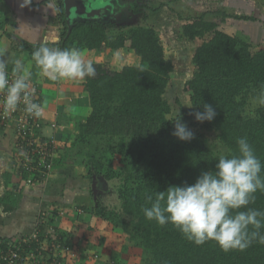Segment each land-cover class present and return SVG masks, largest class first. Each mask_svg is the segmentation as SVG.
I'll return each mask as SVG.
<instances>
[{
    "label": "trees",
    "instance_id": "16d2710c",
    "mask_svg": "<svg viewBox=\"0 0 264 264\" xmlns=\"http://www.w3.org/2000/svg\"><path fill=\"white\" fill-rule=\"evenodd\" d=\"M56 2L62 34L60 41L49 47L76 48L82 54L88 51L84 60L95 53L109 56L129 49L141 63L116 71L107 63L91 62L95 68L93 77L70 80L73 87L68 90L70 93L76 89L87 93L90 113L84 122L77 121L78 133L64 145H59L56 137L48 134L47 121L33 119L34 136L54 142L56 154L50 158L54 170L71 160L86 168V178L91 181L98 177L106 182H117L115 190L121 207L110 209L99 199L93 211L143 251L148 258L146 264H264V245L257 241L243 252H224L214 241L197 246L172 224L160 226L147 220L143 213L144 207L151 206L148 196L154 201L158 192L170 186L191 185L202 172L215 171L220 156L238 154L236 141L239 138L247 137L264 165V105L259 106L254 116L246 114L249 101L264 87V49L253 51L254 43L247 34H244L246 37L232 35L220 29L227 19L259 20L217 11L218 20H206L202 15L182 26V37L186 41L201 40L210 34L213 37L196 48L192 59L195 72L183 87L190 108H182L179 116L194 137L181 141L173 135L179 116H174L173 107L165 98L176 78L175 67L166 58L160 32L151 20L166 4L154 8L151 0H137L129 7L131 16L142 17L138 25L127 22L126 13L127 24L78 21L69 34L63 1ZM120 11L123 12V8ZM39 46L22 42L16 50L34 62L32 53ZM31 78L38 83L43 95L42 81L38 82L35 75ZM71 103L74 102H66ZM63 104L62 108L67 109L68 105ZM203 104L211 105L217 113L211 122L195 119L194 113L203 111ZM3 132L1 128L0 137ZM209 134L215 136L224 153L211 149L207 142ZM3 138L11 139L13 144L16 142L13 135ZM11 160L12 170L29 184L30 171L19 166L17 156ZM261 175L264 176V169ZM255 195V203L248 207L264 211V193ZM260 231L264 234V228Z\"/></svg>",
    "mask_w": 264,
    "mask_h": 264
},
{
    "label": "crops",
    "instance_id": "0c3cea01",
    "mask_svg": "<svg viewBox=\"0 0 264 264\" xmlns=\"http://www.w3.org/2000/svg\"><path fill=\"white\" fill-rule=\"evenodd\" d=\"M123 1L120 2L123 4ZM22 5L23 0H0V55L12 70L14 62L20 59L31 76L35 75L38 82L42 81L49 125L47 131L62 146L78 133L76 123L81 120L79 115L82 122L86 120L84 118L90 111L88 95L80 89L70 93L68 90L73 87L67 84L69 80L53 82L43 77L28 55L17 52V46L22 42L48 46L58 43L62 34L59 5L55 0H31L29 5ZM104 55L95 53L93 59L102 63ZM68 100L74 103L66 104ZM63 103L69 108H62ZM59 110L65 114L64 117L58 118ZM12 144L11 139L0 137V246L32 234L38 228L40 212L50 209L56 215L63 214L49 223L74 248L73 258L68 264H117L115 256L118 253L113 245H120L121 240L112 242L113 236L109 232L114 228L93 211L100 197L94 185L95 179L86 178V168L76 161L67 160L60 169L54 170L48 181L28 184L12 170ZM89 223L93 227L88 226ZM118 239H121L120 235Z\"/></svg>",
    "mask_w": 264,
    "mask_h": 264
},
{
    "label": "clouds",
    "instance_id": "9594fccd",
    "mask_svg": "<svg viewBox=\"0 0 264 264\" xmlns=\"http://www.w3.org/2000/svg\"><path fill=\"white\" fill-rule=\"evenodd\" d=\"M31 0H23V5ZM32 60L40 74L51 81H79L95 75L91 62H86L79 49H61L41 45L32 53ZM17 74L8 78L7 65L0 60V92H5V113H14L22 104L24 110L37 118L43 115L41 104L33 101L35 88L30 84L31 72L20 59L14 62ZM255 100L264 105V87ZM203 111L194 113L199 122H211L215 109L203 104ZM173 135L181 141H190L194 133L175 120ZM238 154L220 156L215 171L202 172L195 183L170 186L158 192L155 200L148 196L150 207H144L147 220L160 226L172 224L185 239L197 246L214 241L224 252L245 251L254 241L264 245V211L248 207L255 203L256 193H264V165L257 157L247 137L237 141ZM244 209V210H241Z\"/></svg>",
    "mask_w": 264,
    "mask_h": 264
},
{
    "label": "rangeland",
    "instance_id": "374dc122",
    "mask_svg": "<svg viewBox=\"0 0 264 264\" xmlns=\"http://www.w3.org/2000/svg\"><path fill=\"white\" fill-rule=\"evenodd\" d=\"M151 1V4L154 8H157L160 4H166L158 14H155L154 17L150 19L153 20V23L160 32L161 40L165 47L166 58L170 60L175 67L176 78L172 81L165 98L172 105L174 112L173 114L176 117L181 115L182 108L184 110H189L190 108L189 97L184 93L183 87L185 82L190 79L195 72V65L192 62L195 50L203 42L209 41L213 37V35L210 34L201 40H196L194 42L186 41L182 37V26L184 24H187L188 22L193 21L196 18L201 17L202 15H205L206 20H218L219 15L217 11H226L233 16H253L256 17L259 21L241 22L227 19L226 23L223 24L220 29L232 35L239 34L246 37L245 35L247 34L248 39L252 43H254L253 51L264 49V0ZM123 13H125V11H123ZM135 16L136 15H134V17H132V19L129 21L132 22ZM125 19L127 18L124 16V20ZM141 21V16L139 19L136 17L133 21V25H138L137 23L140 24ZM88 54V51H86L82 54V57L86 59V56H88ZM106 56L101 62L109 64L111 66V69L116 71L123 69V67L127 65L139 66L141 63L140 58L129 49L120 50L113 55H109L107 57ZM85 61L96 63L93 59V55H91L90 58ZM67 84H71V81L69 80ZM40 98L43 103V107L46 110L43 95H41ZM177 100H179L181 104H179ZM259 106L260 104L255 99H251L247 106L246 114L248 116H254ZM59 113L60 116L58 118L64 117V113L61 114V111ZM89 113L86 115L88 116ZM79 117L78 118L82 120V116L79 115ZM85 119L86 118H84V120ZM207 142L213 151L217 153L225 152V150L217 142L214 135L209 134L207 137ZM115 183L117 184V182L115 181L106 182L104 179L98 177L95 178L94 183L95 187H97L98 190V194L100 197L99 199H103L106 205H109L110 209L113 207H119L120 205L118 199H116L115 197ZM93 223L95 224V222ZM88 226H91V224L89 223ZM91 227H93V225ZM76 229L78 230V227ZM105 229L104 231H106ZM110 229L112 231L109 233H111L113 236L112 242H114L115 240H121L119 242L120 245H113L118 253L115 256V258L117 259V264H146L148 258L143 253V251L137 248L134 243L129 242V240L123 233L112 228ZM86 230L88 229L86 228ZM80 233H82L81 230ZM119 235L121 236V239H118Z\"/></svg>",
    "mask_w": 264,
    "mask_h": 264
},
{
    "label": "built area",
    "instance_id": "2783aa9c",
    "mask_svg": "<svg viewBox=\"0 0 264 264\" xmlns=\"http://www.w3.org/2000/svg\"><path fill=\"white\" fill-rule=\"evenodd\" d=\"M7 72L10 81L16 78L17 74L8 66ZM30 84L36 90L33 101L43 107L38 83L30 79ZM4 96L5 92H0V130L4 128L2 136L13 135L16 139L13 144L14 156L19 158V166L30 171L29 184L48 181L54 173L53 162L50 160L56 154L54 142H45L42 136H34L31 125L37 117L28 114L24 105L21 104L14 113L6 114L3 107ZM39 118L47 120L45 109ZM62 215L61 212L56 215L50 209L40 212L38 228L32 234L7 241L5 249L0 248V264H68L70 258H73L74 248L66 243L59 230L49 223Z\"/></svg>",
    "mask_w": 264,
    "mask_h": 264
},
{
    "label": "water",
    "instance_id": "95a60500",
    "mask_svg": "<svg viewBox=\"0 0 264 264\" xmlns=\"http://www.w3.org/2000/svg\"><path fill=\"white\" fill-rule=\"evenodd\" d=\"M63 11L66 23L71 33L74 24L78 21H100V22H121L124 20V13L120 11L122 4L121 0H62ZM130 24H134L130 22ZM116 184V183H115ZM117 185V184H116ZM115 185V186H116ZM115 197L118 199V194L115 190ZM119 208L121 203L119 202Z\"/></svg>",
    "mask_w": 264,
    "mask_h": 264
},
{
    "label": "flooded vegetation",
    "instance_id": "af4514ba",
    "mask_svg": "<svg viewBox=\"0 0 264 264\" xmlns=\"http://www.w3.org/2000/svg\"><path fill=\"white\" fill-rule=\"evenodd\" d=\"M136 1H137V0H126V1H123V4L120 5L121 8H123V11H125L124 16H125L126 13H127L128 19H127L126 21H129V20L132 19V17H134V16H131L132 13H131V9H130L129 5L132 4V3H133V4L136 3ZM151 2H152V1H151ZM134 5H135V4H134ZM127 9H128V10H127ZM127 16H126V17H127ZM136 17H137L138 19L140 18V16H137V15L135 16V18H136ZM135 18H134V19H135ZM141 18H142V17H141ZM134 19H133V21H134ZM133 21H132V22H133ZM130 22H131V21H130ZM103 205L109 207V205H108V204L106 205V203H105L104 201H103Z\"/></svg>",
    "mask_w": 264,
    "mask_h": 264
}]
</instances>
